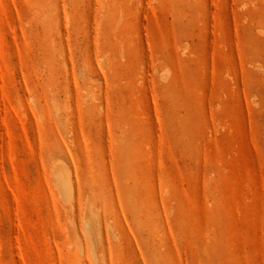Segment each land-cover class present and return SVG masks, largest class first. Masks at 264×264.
<instances>
[{"label": "rangeland", "instance_id": "obj_1", "mask_svg": "<svg viewBox=\"0 0 264 264\" xmlns=\"http://www.w3.org/2000/svg\"><path fill=\"white\" fill-rule=\"evenodd\" d=\"M0 264H264V0H0Z\"/></svg>", "mask_w": 264, "mask_h": 264}]
</instances>
